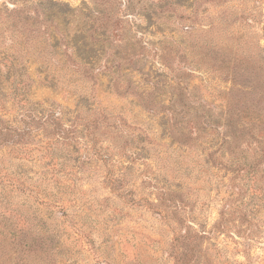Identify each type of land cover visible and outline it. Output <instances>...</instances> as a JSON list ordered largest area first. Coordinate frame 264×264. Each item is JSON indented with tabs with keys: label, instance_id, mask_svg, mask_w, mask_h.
I'll use <instances>...</instances> for the list:
<instances>
[{
	"label": "rangeland",
	"instance_id": "1",
	"mask_svg": "<svg viewBox=\"0 0 264 264\" xmlns=\"http://www.w3.org/2000/svg\"><path fill=\"white\" fill-rule=\"evenodd\" d=\"M24 111L71 133L0 141L1 264H264V0H0Z\"/></svg>",
	"mask_w": 264,
	"mask_h": 264
},
{
	"label": "trees",
	"instance_id": "2",
	"mask_svg": "<svg viewBox=\"0 0 264 264\" xmlns=\"http://www.w3.org/2000/svg\"><path fill=\"white\" fill-rule=\"evenodd\" d=\"M2 122H5L6 124H3ZM45 125L54 127L55 132L59 134V139L67 140V135L69 136V134L71 133V129L67 130L68 126L63 122V119L61 118L60 114H57V112L48 111L45 114L41 115L36 112L34 113L31 111H27L23 113L21 119H19V126H9L8 123L4 121V119H0V141L3 142L4 146H13L17 144L20 145L24 142L23 140H25V138L29 136V132L31 133L34 128H37V126ZM1 181V188L3 190L8 188V186L10 185L7 183L8 181L0 177V182ZM16 230L17 233H21V230L17 227ZM9 234L12 235L11 232H6V230L0 228V259L3 258V255L5 253V243ZM16 237H18V234H16ZM22 244L23 243L18 242L16 246L19 247Z\"/></svg>",
	"mask_w": 264,
	"mask_h": 264
}]
</instances>
